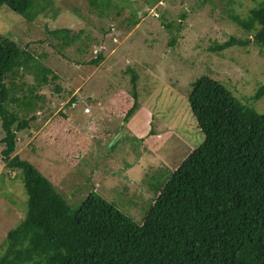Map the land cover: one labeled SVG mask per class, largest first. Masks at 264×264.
Masks as SVG:
<instances>
[{"label": "rangeland", "instance_id": "1", "mask_svg": "<svg viewBox=\"0 0 264 264\" xmlns=\"http://www.w3.org/2000/svg\"><path fill=\"white\" fill-rule=\"evenodd\" d=\"M90 1L34 0L33 20L0 9V35L29 47L53 70L23 117L15 155L47 178L72 210L93 193L141 223L157 185L204 142L189 104L198 79L219 81L264 114V92L255 98L264 87V52L230 17L246 18L264 0H98L111 5L102 18ZM175 22L180 27L171 34L166 25ZM56 29L78 39L64 46L49 34ZM230 38L248 42L210 51ZM99 54L103 61L88 65ZM133 77L140 107L124 123L134 103ZM1 150L0 257L8 232L25 219L28 200L21 172L4 165Z\"/></svg>", "mask_w": 264, "mask_h": 264}, {"label": "trees", "instance_id": "2", "mask_svg": "<svg viewBox=\"0 0 264 264\" xmlns=\"http://www.w3.org/2000/svg\"><path fill=\"white\" fill-rule=\"evenodd\" d=\"M90 4L100 18L111 6L98 0ZM3 6L25 19L36 17L34 0H0V9ZM230 17L264 52V2L246 18ZM185 18L182 14L181 20ZM138 23L135 19L132 25ZM179 24L166 28L173 34ZM49 34L64 46L78 39L68 29ZM176 40L173 35L171 47ZM246 42L230 38L210 51ZM103 59L99 54L88 65ZM52 75L29 47L0 35L1 159L10 170L21 172L28 197L25 219L8 232L0 264H264V114L242 103L219 81L198 79L189 104L204 142L157 185L147 214L136 223L93 193L72 210L47 178L15 155L17 134L26 129L23 117ZM137 80L131 81L134 103L124 123L140 107ZM263 92L264 87L255 98Z\"/></svg>", "mask_w": 264, "mask_h": 264}, {"label": "built area", "instance_id": "3", "mask_svg": "<svg viewBox=\"0 0 264 264\" xmlns=\"http://www.w3.org/2000/svg\"><path fill=\"white\" fill-rule=\"evenodd\" d=\"M86 111H87V112H89V110H88V109H87Z\"/></svg>", "mask_w": 264, "mask_h": 264}]
</instances>
